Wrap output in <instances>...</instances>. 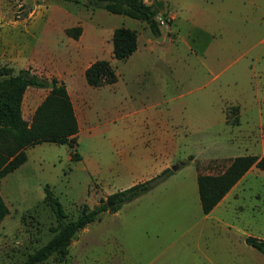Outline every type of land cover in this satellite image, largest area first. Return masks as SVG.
<instances>
[{"label": "rangeland", "instance_id": "rangeland-1", "mask_svg": "<svg viewBox=\"0 0 264 264\" xmlns=\"http://www.w3.org/2000/svg\"><path fill=\"white\" fill-rule=\"evenodd\" d=\"M85 1L0 0V29L39 21L53 45L49 53L59 59L75 52L60 41L58 28L85 31L83 41L110 61L117 80L90 87L79 71L70 81L95 116L91 125L113 117L111 127L119 128V135L103 137L94 133L100 123L81 130L79 160L69 158L66 144H35L1 178L8 213L0 222V264H22L53 234L45 185L65 220L76 218L82 207L140 179L129 173L125 157L156 153L150 139L166 123L180 141L172 176L78 230L63 261L52 255L35 264H264L244 241L245 235L264 237V171L253 167L239 183L221 222L201 212L196 183V173H218L235 156L264 153V0H167L159 16L171 31L163 26L159 35L145 22ZM120 26L139 36V50L123 60L111 57L112 31Z\"/></svg>", "mask_w": 264, "mask_h": 264}, {"label": "trees", "instance_id": "trees-1", "mask_svg": "<svg viewBox=\"0 0 264 264\" xmlns=\"http://www.w3.org/2000/svg\"><path fill=\"white\" fill-rule=\"evenodd\" d=\"M86 7L101 8L110 13L122 14L145 22L153 35L160 34L156 16L160 11L153 2L146 0H86ZM170 21V20H169ZM80 26L66 29V34L77 38ZM111 57L123 60L137 47V33L124 26L116 27L111 35ZM11 68L0 67V182L7 173L26 160L25 149L41 142L67 144L71 148V159L78 160L76 150L78 124L69 94L62 81L55 77L39 76L27 69L11 73ZM88 85L99 87L117 80L116 73L107 59H97L84 70ZM27 87L48 89L43 100L34 110L29 121L23 118L21 101ZM252 166L264 171V154H244L233 157L224 170L218 173H198L197 192L201 212L207 214ZM172 170L166 168L159 174L129 187L110 193L106 199L92 208L82 207L74 219L65 220L67 214L57 196L48 185L43 187L44 201L52 211L56 224L53 234L41 246L29 253L22 264H35L52 255L63 261L76 232L98 219L109 210L117 211L123 204L133 201L162 182ZM109 204L111 206H109ZM8 213V207L0 194V222ZM247 245L264 256V239L248 235Z\"/></svg>", "mask_w": 264, "mask_h": 264}, {"label": "crops", "instance_id": "crops-1", "mask_svg": "<svg viewBox=\"0 0 264 264\" xmlns=\"http://www.w3.org/2000/svg\"><path fill=\"white\" fill-rule=\"evenodd\" d=\"M161 1H165V4L168 3L167 0ZM69 27L72 26L61 25V27L58 28L61 37L60 41L62 40V43L67 48H73L75 54L73 53L74 55L72 54L71 57H66L63 59H59V57H55L53 54L49 53V48H51L53 45H49L50 38L46 36L47 28L42 27L39 21H31L17 29H9L10 27L1 28L0 67L6 66L8 68H11L13 73H16L20 69L29 68L30 71L36 73L39 76L47 78L55 77L59 81H62L65 84L70 100L72 102L78 124V132L76 138H78L81 130L87 131L89 130V128L97 126L98 123L103 126V129L101 131H97L98 133H94L101 134L100 137H103L110 133H112V136L119 135V128L114 129L111 127V122L114 121L113 117L97 118L96 125H91L90 121H94L95 116L88 110V103H86L80 91L76 88L74 81H70L75 77L74 75L76 73H79L80 71L84 74V70L87 66H89V64L97 59L103 58L96 55L95 47H93L90 43H86L83 41L85 37L84 30H81V33L77 38H73L66 34V29ZM167 31L170 32L171 30L169 29ZM138 37L139 36L137 35V47L135 51L139 50ZM164 39L165 35L162 34L158 38V41ZM150 42L151 39H148V36L145 38V41H141L143 49H146L145 45ZM56 44H58V42H55V45ZM132 54H130L129 56H131ZM47 92L48 89L46 88L27 87L25 89L21 101V112L24 119H26L27 121L30 120L34 110L43 100ZM134 106L137 107V105ZM89 125H91V127ZM154 131L155 132H153L150 140L156 148V153H150L147 150H139L137 152L138 155H127V157H125V164L128 166L129 173L131 174L134 172L139 175L140 179L137 182L149 179L159 174L164 169L170 168L172 166L171 164L174 158L173 152L175 150V146L179 145L180 143V141H175L176 133L173 131L172 125L169 126L166 123L160 126H156ZM93 136L97 137L98 135ZM118 140L119 139L115 141ZM108 142L109 141H107L106 139L105 141H103V143ZM143 143L144 141L143 139H141L140 146ZM29 147L25 149L26 159ZM69 158L71 159L70 155ZM253 167L255 166H252L245 172V174L231 187V189L222 197V199L213 207V209H211V211H209L207 214H204L205 217L216 220L217 222H221V220L224 219V214L228 212L233 204V194L235 189L238 187L239 183L246 177V175H248ZM171 176L172 174H169L161 183L166 182L167 179ZM152 189L150 191H152ZM150 191H148L147 193H149ZM246 236L248 235H245V237ZM260 238L264 239L263 236Z\"/></svg>", "mask_w": 264, "mask_h": 264}, {"label": "water", "instance_id": "water-1", "mask_svg": "<svg viewBox=\"0 0 264 264\" xmlns=\"http://www.w3.org/2000/svg\"><path fill=\"white\" fill-rule=\"evenodd\" d=\"M152 2L156 5V7L158 8L159 11L162 9L163 4H164L163 1H161V0H153ZM109 206H111V205L109 204Z\"/></svg>", "mask_w": 264, "mask_h": 264}, {"label": "built area", "instance_id": "built-area-1", "mask_svg": "<svg viewBox=\"0 0 264 264\" xmlns=\"http://www.w3.org/2000/svg\"><path fill=\"white\" fill-rule=\"evenodd\" d=\"M156 19L158 20V22H159V26H160V28L161 27H167L168 28V25H164V21L162 20V19H160V16L158 15V16H156ZM168 22V21H167Z\"/></svg>", "mask_w": 264, "mask_h": 264}]
</instances>
